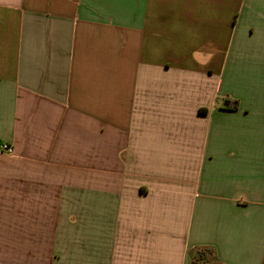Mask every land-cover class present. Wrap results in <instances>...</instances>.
Segmentation results:
<instances>
[{
	"label": "crops",
	"instance_id": "1",
	"mask_svg": "<svg viewBox=\"0 0 264 264\" xmlns=\"http://www.w3.org/2000/svg\"><path fill=\"white\" fill-rule=\"evenodd\" d=\"M1 144L0 264H264V0H0Z\"/></svg>",
	"mask_w": 264,
	"mask_h": 264
},
{
	"label": "trees",
	"instance_id": "2",
	"mask_svg": "<svg viewBox=\"0 0 264 264\" xmlns=\"http://www.w3.org/2000/svg\"><path fill=\"white\" fill-rule=\"evenodd\" d=\"M237 102H235V105H233V108H235L237 106ZM192 260L194 264H199L200 262L202 264H207L208 262L205 259V252H199L198 254H194L192 256Z\"/></svg>",
	"mask_w": 264,
	"mask_h": 264
},
{
	"label": "built area",
	"instance_id": "3",
	"mask_svg": "<svg viewBox=\"0 0 264 264\" xmlns=\"http://www.w3.org/2000/svg\"><path fill=\"white\" fill-rule=\"evenodd\" d=\"M0 151H2V152L12 153L13 150H12L8 145H6V144H1V145H0Z\"/></svg>",
	"mask_w": 264,
	"mask_h": 264
}]
</instances>
